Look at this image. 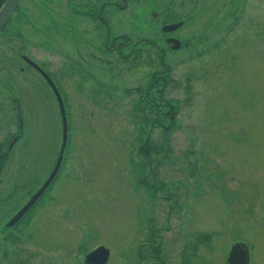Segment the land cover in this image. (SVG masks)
<instances>
[{
	"label": "rangeland",
	"instance_id": "obj_1",
	"mask_svg": "<svg viewBox=\"0 0 264 264\" xmlns=\"http://www.w3.org/2000/svg\"><path fill=\"white\" fill-rule=\"evenodd\" d=\"M61 1L20 0L0 32L3 150L20 127L16 99L23 116V136L1 164L0 264H84L100 245L106 264H227L234 242L246 243L250 264H264V0H177L191 19L181 31L199 40L163 63L137 40H156L145 21L159 26L153 3L168 0H109L119 7L103 12L72 1L70 17L87 12L79 23L57 16ZM85 43L111 67L61 55H85ZM21 54L59 90L68 146L48 196L9 234L5 224L62 144L56 94Z\"/></svg>",
	"mask_w": 264,
	"mask_h": 264
},
{
	"label": "flooded vegetation",
	"instance_id": "obj_2",
	"mask_svg": "<svg viewBox=\"0 0 264 264\" xmlns=\"http://www.w3.org/2000/svg\"><path fill=\"white\" fill-rule=\"evenodd\" d=\"M19 1L20 0H18V3H17V8H16V10L12 13V15L10 16L11 18L9 19V21H8V23L3 27V29H1L0 30V32L1 31H3V30H7V26L9 25V23H10V21H11V19H12V16H13V14L14 13H18L19 14V11L20 12H22V9H21V7L20 6H18V4H19ZM72 1H75V2H77L76 0H62L60 3H58V7H60L59 9H58V13H57V16L59 15V14H62L63 12H65L66 11V14H68V10H69V8H71V2ZM141 1H143V0H141ZM158 1V0H157ZM159 2V1H158ZM175 2L176 3H178L177 2V0H168V2H167V4H165V5H161L160 3L159 4H157V3H153V5H155V10H159V12H158V16H159V20H160V23H159V20H157L158 22L157 23H159V26L158 25H156V26H153L154 25V23H150V21H145L144 20V18L142 17V19H141V17L139 18L140 19V21L138 22V24H140L141 26H140V29L139 30H142V29H144V27H145V24H144V22H142V21H145L146 22V26H147V30L150 32V33H152V37L151 38H155L158 42H161V44H158V42L156 41V40H151V39H149V41H146V40H144L146 37H144V35H141L140 37H141V39H139L138 38V42H151L150 43V45H152V46H154L155 47V49H156V51H157V53H159V55H160V63L162 62L163 63V58L165 57V56H167V55H171V53H175V52H177V51H180L182 48H191L192 47V45H193V38H196V40H199V39H197V36H194L193 34H192V36H189V35H187V34H184V32H182L181 30L182 29H185L187 26H189L190 25V21H191V19L190 18H188L187 16V14L185 15V13H183L182 14V16H181V12L179 13V12H177L176 11V9L174 8L175 7ZM43 3L44 4H46V2H45V0H43ZM89 3H90V7L91 8H95V7H99L101 10H102V12L104 11V8L106 7V6H110V4H112V3H114V4H116L118 7H119V4L117 3V2H110L109 0H94V2H91V0H89ZM77 4L78 5H80V4H82V2L80 1H78L77 2ZM48 11V10H47ZM71 11H72V9H71ZM70 10H69V12H71ZM50 11H48V13H49ZM85 13H87V12H83L82 14L81 13H78V12H73V14H75L74 15V17L72 18V17H70L69 15L70 14H68V16H69V18H70V21H68L69 23L70 22H72V21H75V19H76V17H78V23H79V18H83V17H87V15L85 14ZM56 15V14H55ZM155 15H156V13L154 12V11H151L150 12V16L151 17H155ZM60 16V15H59ZM51 19L53 20V13H52V16H51ZM92 19H94V18H92ZM58 22V21H57ZM87 22H89V20H87ZM223 22V21H222ZM47 23H48V18H47V22L45 23V25H44V27L46 26V27H48L47 26ZM78 23H77V25H78ZM172 24H175V28H173V29H171L170 31H168V29H169V27H170V25H172ZM219 24V23H218ZM217 24V25H218ZM78 27V26H77ZM217 27L218 26H213V28H216L217 29ZM213 28L211 29V30H213ZM105 29H106V31H107V33H110L109 32V30H108V27H105ZM210 29H208V30H206V35L204 36V37H209V36H207V35H209V32L211 31ZM181 31V32H180ZM63 33V32H62ZM127 38H128V40H130V39H132V37H130L129 35L128 36H126ZM171 39V40H170ZM73 40V39H72ZM50 41V40H49ZM39 42V41H38ZM37 42V45L39 44ZM74 42V41H73ZM52 43H55V41H50V44H52ZM40 45L42 46V45H47L48 47H50V48H52L53 49V47L51 46V45H49V44H44V43H41L40 42ZM84 46V48H85V51H86V53H85V55H83L82 53H81V51L79 50V49H77L76 50V55L74 56L72 53H70V52H66V51H62V50H60L61 51V55L63 56V57H65V60H67L68 59V57L69 58H72L71 60L73 61V62H76L78 65H80V66H82L83 67V65H85V64H83V62H86V58L85 57H90L92 60H94V61H96V63L95 64H92V65H88V64H86V65H88V66H90V67H88V68H93L94 70H97V69H99V67H101V68H103L104 70V72H105V69L107 70V69H109L110 67H111V65H109L108 63L106 64V62H107V60H106V58H104L105 56H101L102 54L99 52L98 53V51H96L95 50V47H96V45H95V43L94 44H89V43H85V45H83ZM59 51V52H60ZM98 54H97V53ZM119 53L120 54H123L122 53V50L121 49H119ZM69 54V55H68ZM124 55V54H123ZM20 59H22L23 61H25L26 63H27V65L28 66H30L31 68H33L34 70H36L38 73H40L41 74V76L44 78V76L42 75V73L38 70V69H36V67H35V64L37 65V67H39V65L37 64V62L36 61H34L33 59H31V58H29L27 55H25V54H21V56H20ZM30 61L31 62H33L34 64H31L30 63ZM85 65V66H86ZM40 68V67H39ZM41 69V68H40ZM42 71L44 70V69H41ZM100 70V69H99ZM45 71V70H44ZM46 72V71H45ZM96 72V71H95ZM47 74H48V76H49V73L48 72H46ZM96 73H98V72H96ZM90 74V73H89ZM98 76H100V77H104V75H101L100 73H98L97 74ZM49 78H50V76H49ZM51 79V78H50ZM44 80H46L45 78H44ZM53 81V80H52ZM46 82L48 83V81L46 80ZM55 84V83H54ZM56 86V85H55ZM57 88V87H56ZM58 90V89H57ZM129 91H130V89H128ZM60 93V92H59ZM15 101V103H17L16 104V110H17V107H18V105H20L19 103H18V101H17V99L16 100H14ZM64 109H65V106H64ZM61 112V111H60ZM17 113H18V111H17ZM18 119H19V113H18ZM22 121H23V116H22ZM19 132H20V130H18V133L17 132H15L14 133V135H12L11 137H10V139H9V142H8V144H6V146H7V148H6V153L8 154V153H10L13 149H14V145H13V147L8 151V145H9V143L14 139V137L15 136H17V134H19ZM22 133H23V127H22V130H21V135H22ZM23 136V135H22ZM66 143H67V141H66ZM15 144V143H14ZM67 146H68V143L66 144V146H65V148H64V150H63V152H62V154H63V158H62V161H61V166L59 167V170H58V172H57V174L55 175L56 177L53 179V181L49 184V188L44 192V194L43 195H41L39 198V201L38 202H36V204H34L32 207H30L29 208V210H28V212L27 213H25V215H23L22 216V218L20 219V220H18V223H16L14 226H11V227H6L7 226V223L5 224V230L7 231V233H13L14 232V230L18 227V225L20 224V223H22V221H23V219H27V218H29V216L33 213V210H34V208L39 204V202L41 201V199H43V197L44 196H48V194H49V192H50V190L53 188V186H54V184L58 181V179H59V175H60V172H61V170L63 169V167H64V163L66 162V156H67V154H66V151H67ZM60 150V149H59ZM58 150V151H59ZM58 156H59V152L58 153H56ZM57 156V157H58ZM3 168H2V166H0V172H1V170H2ZM51 171H49V173H50ZM48 173V174H49ZM1 174V173H0ZM140 179V178H139ZM142 180L140 179V182H141ZM30 196V195H29ZM28 196V197H29ZM28 201V200H27ZM26 201V202H27ZM25 202V203H26ZM24 205V204H23ZM22 205V206H23ZM22 206H20V208L22 207ZM19 208V209H20ZM17 210H18V208H17ZM17 213V212H16ZM16 213H14L12 216H14ZM11 216V217H12ZM10 217V218H11ZM263 220H264V218H263ZM8 222V221H7ZM263 224H264V221H263ZM233 245V244H232ZM231 245V246H232ZM231 248V247H230ZM160 252V251H159ZM249 255H250V253H249ZM226 263H227V259H226ZM249 263V262H248ZM228 264V263H227ZM250 264V263H249Z\"/></svg>",
	"mask_w": 264,
	"mask_h": 264
},
{
	"label": "water",
	"instance_id": "obj_3",
	"mask_svg": "<svg viewBox=\"0 0 264 264\" xmlns=\"http://www.w3.org/2000/svg\"><path fill=\"white\" fill-rule=\"evenodd\" d=\"M17 3L18 0H5L4 3L2 4L0 8V30L3 29V27L8 23L9 19L11 18L10 16L12 13L16 10L17 8ZM175 28V24L170 25L168 31L171 29ZM171 40V39H170ZM31 64H34L33 62L30 61ZM36 69H38L44 78L48 81L51 89L54 91L56 94V100L58 101L59 104V109L61 111V122H62V140H61V147L59 150V156L54 164L55 166L51 170V172L48 174V177L38 186V189L34 191L28 198V201L20 208L18 209V212L12 216L8 222H7V228L14 226L16 223H18V220L22 218L25 213L28 212L29 208L32 207L36 202L39 201V197L44 194V192L49 188V184L53 181V179L56 177L55 175L57 174L59 167L61 166V161L63 158V150L66 146V141H67V128H68V122L66 121V111L64 109V102L61 99L59 90H57L54 82L52 79L49 78L48 74L43 70H41L37 65L35 64ZM17 111L19 113V134L14 137V139L9 143L8 151L13 147L14 143L16 140H18L19 136H21V130L23 127L22 124V113L20 109V105L17 107ZM109 254L110 250L106 246H97L94 248L93 251L87 253L84 255V264H106V262L109 260ZM249 252H248V247L245 244V242H235L229 251V255L227 257V263L228 264H249Z\"/></svg>",
	"mask_w": 264,
	"mask_h": 264
},
{
	"label": "trees",
	"instance_id": "obj_4",
	"mask_svg": "<svg viewBox=\"0 0 264 264\" xmlns=\"http://www.w3.org/2000/svg\"><path fill=\"white\" fill-rule=\"evenodd\" d=\"M4 1H5V0H0V5H1ZM3 147H4V146L2 145V143H0V166H1V164L3 163L5 156L7 155L6 151L3 150ZM140 150H141L140 152H142V154H144V152H145L146 157H148V155L150 154V152L153 151V150H151L150 146H148L147 144L143 145V146L140 148ZM154 189H155V191H156V188H155V187L148 188V190H154ZM152 193H153V195L155 194L154 191H153Z\"/></svg>",
	"mask_w": 264,
	"mask_h": 264
}]
</instances>
